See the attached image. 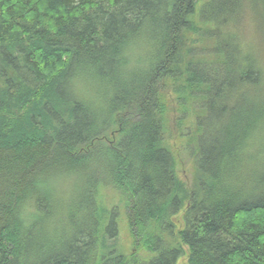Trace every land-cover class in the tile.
<instances>
[{
	"label": "trees",
	"instance_id": "16d2710c",
	"mask_svg": "<svg viewBox=\"0 0 264 264\" xmlns=\"http://www.w3.org/2000/svg\"><path fill=\"white\" fill-rule=\"evenodd\" d=\"M250 14L264 38V0H0V264H264Z\"/></svg>",
	"mask_w": 264,
	"mask_h": 264
},
{
	"label": "rangeland",
	"instance_id": "374dc122",
	"mask_svg": "<svg viewBox=\"0 0 264 264\" xmlns=\"http://www.w3.org/2000/svg\"><path fill=\"white\" fill-rule=\"evenodd\" d=\"M250 14L248 17L246 16L244 18V21L239 25V28L241 29V36L244 40H248L253 37L252 41L254 42L258 53L261 57V60L264 64V38H262V34H260V30L257 28V23L254 18L251 17ZM254 19V20H253ZM240 31V30H239ZM184 144V141L180 140V138H177V140L174 142V145H172L173 151H177L178 148L182 147ZM261 145L264 146V131L262 132L261 136L257 140V147L261 150ZM186 146V145H185ZM181 155V153H180ZM185 163L181 164L180 156H179V163L177 162V169L181 176L189 175L191 176L189 172V168L191 167L188 164V156L185 158V155L183 156ZM263 158L264 160V153L263 157L259 155L258 161H261ZM262 160V161H263ZM105 194V202L109 205L112 204H119L118 205V212H119V244L120 247H122V250L124 251L125 255H128L130 253V236L128 233V226H127V220H126V213L124 206L122 207L120 203L117 202V198L113 197L111 192H102ZM120 220V221H119Z\"/></svg>",
	"mask_w": 264,
	"mask_h": 264
}]
</instances>
